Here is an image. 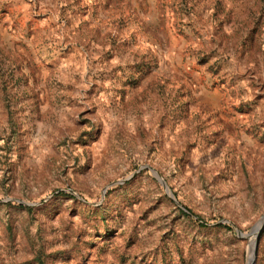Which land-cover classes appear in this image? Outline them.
I'll use <instances>...</instances> for the list:
<instances>
[{
  "label": "rangeland",
  "instance_id": "374dc122",
  "mask_svg": "<svg viewBox=\"0 0 264 264\" xmlns=\"http://www.w3.org/2000/svg\"><path fill=\"white\" fill-rule=\"evenodd\" d=\"M263 215L264 0H0V264H249Z\"/></svg>",
  "mask_w": 264,
  "mask_h": 264
},
{
  "label": "water",
  "instance_id": "95a60500",
  "mask_svg": "<svg viewBox=\"0 0 264 264\" xmlns=\"http://www.w3.org/2000/svg\"><path fill=\"white\" fill-rule=\"evenodd\" d=\"M160 181L166 190V187H167L166 184L161 179H160ZM170 196H172V195H170ZM263 228H264V215L260 218V220L256 223L255 226L252 227L251 231L248 233V234L254 233V244H253V249H252L251 264H254V262H255L258 239H259V236H260ZM242 235H246V234H242Z\"/></svg>",
  "mask_w": 264,
  "mask_h": 264
},
{
  "label": "bare ground",
  "instance_id": "6f19581e",
  "mask_svg": "<svg viewBox=\"0 0 264 264\" xmlns=\"http://www.w3.org/2000/svg\"><path fill=\"white\" fill-rule=\"evenodd\" d=\"M166 191H167V193H169L171 195V193L168 190H166ZM250 240L252 241V245H251V247L249 248V251H248V257H249V261H250L249 264H251L252 249H253V244H254V233H252L250 235Z\"/></svg>",
  "mask_w": 264,
  "mask_h": 264
}]
</instances>
